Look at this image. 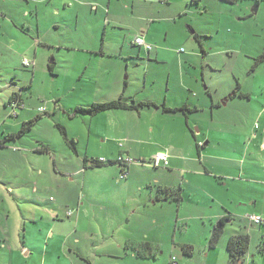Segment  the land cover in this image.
Listing matches in <instances>:
<instances>
[{
    "label": "rangeland",
    "instance_id": "obj_1",
    "mask_svg": "<svg viewBox=\"0 0 264 264\" xmlns=\"http://www.w3.org/2000/svg\"><path fill=\"white\" fill-rule=\"evenodd\" d=\"M0 12L8 15L7 19L0 16V142L19 132L23 123L38 119L26 135L17 141L10 139L0 147L1 188H4L1 181L13 184L27 174L39 183L56 186L55 181L62 182L67 188L76 187L77 195H80L83 176L65 178L54 173L55 164L59 169L63 167L61 153L66 148L57 124L67 127L70 136L80 137V148L84 151L91 122L96 127V120L92 121L91 117L70 120L67 112L80 105L90 107L95 103L112 101L108 100L107 90H113V87L102 90L99 85L103 76L108 81L118 76L122 83H129L128 95L137 99L171 104L202 102L193 113L186 111V116L199 119V126L194 121L191 123L192 133L199 135V140L206 139L208 133L211 135L204 141L208 144L201 152L203 156L222 154L226 145H217V142L235 139L233 142L238 144L241 142L237 137L238 127L243 123L248 127L253 124L247 99L236 98L224 105L227 97L239 91L238 85L240 91L252 92L253 104L264 112L260 105L264 99L255 92L256 86L264 84V61L257 62L264 53V0H240L235 4L204 0L200 5L192 3V0L187 4L184 0H173L170 4L156 0L153 6L143 2L135 7L130 0H0ZM12 21L19 25L16 32L12 30V25H16ZM137 32H144L154 48L150 62L144 57V49L130 44ZM196 33L201 36L203 48L194 38ZM121 51L135 53L134 61H128L125 66L126 58L122 62L110 57L102 58L105 52ZM159 54L160 59L157 57ZM25 59L37 61L36 68H25ZM101 73L103 75L98 76ZM15 92L22 95L24 108L14 110L8 105ZM213 119L214 123H211ZM42 141L49 143L53 153L57 154L52 157L36 153L35 148ZM141 160L137 159L138 162L132 165L143 168ZM150 164H147L149 174H143L144 179H162L164 173H156L169 169H156L149 167ZM33 169H43L44 175L37 179V171ZM117 172L116 179L120 181L121 175L119 170ZM100 174L99 171L88 172L87 184L101 182ZM120 182L125 183L124 180ZM23 187L31 190L33 184L27 182ZM183 189L181 207L166 205L163 208L161 204L150 203L148 208L142 207L140 220L130 214L125 201L111 200L101 211L87 190L78 233H74L80 219L78 211L71 219L63 215L64 223H70L55 230V243L58 236L62 237L59 245L63 244L65 233L74 231L68 240L67 252L60 247L51 249L53 241L49 243L43 237L36 244L35 258H16L13 264H20L21 260L23 264H86L76 255L78 240L86 249L83 255L91 256L95 264H264V226L251 228L247 220L251 215L239 218L229 214L232 220L227 223L220 242L212 248V232L220 218H211V215L225 211L217 204L222 190L218 189L220 198L213 202L201 194H192L189 187ZM149 191L146 189L147 193ZM7 194V188L4 192L0 190V211L8 204L3 201ZM143 195L148 198L145 192ZM52 203L48 199L43 206L50 209ZM68 207L76 210L78 205ZM129 217L134 226L119 230V223L126 224ZM54 220L58 222L57 214ZM143 230H149L160 243L155 247L153 258H127L122 250L110 247L118 245L126 231L137 236ZM29 231L36 233L35 230ZM236 233L250 236V248L248 254L234 261L228 252V243L230 235ZM19 237L14 238L18 243ZM42 244L51 250L47 254V263L40 251ZM187 245L194 250L191 256L183 252ZM108 251H116L122 256H112L115 258L112 260L107 256Z\"/></svg>",
    "mask_w": 264,
    "mask_h": 264
},
{
    "label": "crops",
    "instance_id": "obj_2",
    "mask_svg": "<svg viewBox=\"0 0 264 264\" xmlns=\"http://www.w3.org/2000/svg\"><path fill=\"white\" fill-rule=\"evenodd\" d=\"M130 2L133 3V7L143 2L150 3L151 6H153L156 0H130ZM159 2L163 4L160 0ZM188 2L189 0H184L185 4ZM0 16L5 19L8 18V15L3 12H0ZM12 22L16 24L15 26L12 25V30L16 32L19 25H17L16 21ZM151 30L152 27H150V31ZM139 34L144 35L145 33H136L137 36ZM137 36H134V38ZM144 37L148 42V36L144 35ZM131 46L133 45L131 44ZM181 50L183 51V49ZM122 51H124V48H122ZM122 51L119 53L105 52L102 54V58L108 59L105 57H110V59H116L121 62L126 58L124 63L125 66H127L128 61H134L135 53H124ZM153 51L154 50L150 53H145L146 55L144 57H147L149 62ZM139 56L143 57V55ZM157 57L160 59V54ZM147 60L145 59V61ZM36 64L37 61H35V68L37 66ZM147 66H150V63H147ZM101 75H103V73L98 76ZM118 79L119 77L115 76L108 81L107 78L103 76L99 80V85L102 90L113 87V90H107V93L110 95L108 100H115L119 99L121 96H125L131 99V101L134 100L135 103H154L158 105V107H143L139 111L114 110L96 117H91L92 121L96 120V127H94V122H91V131L88 133L87 145L84 148V151L80 148V137L77 135L70 136L69 129L63 125L66 128L68 135L78 142L79 153L74 154L67 147L64 148L61 153L63 156V167L62 169H59L55 164L54 173H56L57 176L65 178H77L83 176L80 186V195H77L78 191L76 187L67 188L62 182L55 181L54 184H58L56 186H54L53 183L51 185L44 182L39 183L36 179L33 181V179H31L32 176L27 174L13 184L9 183L7 180L1 181L4 188L0 187V190L2 189V192H4V189L7 188L8 192L3 198V201L4 203H8L9 206L8 204H5V206L1 207L0 211V251H3L2 255H0V260L2 262L0 264H13V260L16 258L23 257L24 260H29L32 257L35 258L37 250L36 244L39 243L43 237L49 243H52L53 241L54 245L51 244V249L53 247H60L64 252H67V248L69 247L68 240L74 231L65 233L66 238L62 241L63 244L59 245L62 237L58 236V244L55 243V230L58 229L60 225L70 223H64L63 215H66L68 219H71L78 211L80 219L78 218L77 220L78 226L74 232L75 234L78 233L81 224L82 210L86 207L85 200L87 195L85 196V194L87 190L88 196H90L95 202V205L101 207V211L105 210V204L111 200L118 202L125 201V204H127L125 206L130 209V214L138 216L140 220L142 207L148 208L150 203L153 205L161 204L163 205V208L166 207V205L167 207H171L170 205H174L177 208L181 207L173 201L165 199V197L164 200H158L159 187H181L182 189L183 187L185 189L186 187H189L193 191L192 194H201L208 197L210 201L213 202L218 200L217 197L220 198V194H218L217 191L218 189H221V199L217 201V204L225 211L224 213L219 211L218 213L211 215V218L219 219L224 215H234L239 218H246L249 215H253L262 216L261 218H264V112L261 107L258 108L253 104L252 92L241 89V91L238 92L237 97H231L234 93L227 97L229 98V102L236 98L247 99L249 101L251 111L250 118L253 124L248 127L247 124L243 123L238 127L239 130L237 137L241 142L236 144L233 142L235 139H231L228 142L223 141V143L217 142V145H226L225 149L222 151L223 153L203 156L201 152L208 144H204V141L207 138L210 139L211 135L208 133L207 138H204L203 140H199V135H193L191 123L194 121V124L199 126V119L193 120L188 118L186 112L166 113L161 108V105H166L171 109L181 108L186 105L189 108L188 111L193 113L194 110H197L200 107L202 102L193 103L188 101L171 104L169 102H155L151 100L145 101L144 99H137L134 98L133 95H128L130 87L129 83H122L121 80ZM263 86L264 84L256 86L255 92L258 94V97L264 99ZM240 94L246 95L248 98L240 97ZM228 101L226 102L225 100V106L229 104ZM260 105L263 106L264 109V102H261ZM214 106L215 104L213 103V107ZM74 109L68 111L67 115ZM87 117L90 116H78L72 119L68 115L70 120ZM211 123H214V119ZM257 124L258 127H256ZM200 132L201 128L198 130V133ZM211 142L214 143L213 141ZM41 144L49 147L50 153L48 155L53 157V154H57V152L53 153L52 146L49 143L43 141L39 143L37 148H35V152L38 151ZM198 145H203V148H199ZM161 152H165L169 155V166L166 167L169 169L164 170L168 176L165 172L156 173L158 175L164 173L162 179H157L156 181L144 179L143 174H149V172H147L146 163L143 164V168L134 166L135 164L129 165L128 176L124 179L125 183L120 182L123 180L119 181L116 179V177H118L117 171L119 170L120 175L122 172V168L119 166L107 164L106 166L93 167L90 163L92 160H106L115 163L120 157H130L136 160L142 159L146 161L147 159L152 160L156 154ZM151 166L152 165L150 164L149 167ZM154 168L161 169L163 167ZM33 171H37V174H35L37 175V179L38 176L44 175L43 169H33ZM90 171H99V173H101L100 177H102L103 180L95 185H92L90 182L87 184V174ZM28 177H30V180L27 181L26 178ZM27 182H32L33 188L31 190L23 187V184ZM148 188L150 189L149 193L146 192V189ZM72 192H74L73 195ZM136 192L137 195L140 194L139 199L137 198ZM144 192L148 197L147 199L144 198ZM11 194L13 197H11ZM81 195L82 197H80ZM48 199L53 202L50 206L52 211L46 208V206H43ZM74 204L78 205L76 210L69 209L68 206ZM56 214L58 222L55 220L53 221ZM126 222V224L125 222L119 223V230L126 229L130 225L134 226L130 217ZM163 223L166 224V221H163ZM227 223L225 232L228 227ZM249 224L251 228H253L254 225L264 226V223L255 224L249 222ZM35 225L37 229L35 228ZM29 230H35L36 233L34 231L30 232ZM18 236H20L19 243L14 240V238ZM80 243L79 240L76 242V244L79 245V249H77L78 252L76 251L77 254H75L84 259L86 264H92L94 261L91 256L86 257L83 255L84 252H86V249ZM144 243L151 244L153 252L155 251V247L160 246V243L152 237L149 230H143L138 233L137 236L131 231H126L123 235L122 241L118 242V245L120 246L114 244L110 247L122 250L125 252L127 258H130V256L138 258L132 250L127 248V246ZM43 245L44 244H42L40 251L43 252L44 261L47 263V254L51 252V250H49V248H44ZM116 251L114 253L108 251V258L114 260L115 258L112 256H122L116 253ZM98 256L99 255H97V257ZM119 260L123 259L119 258ZM20 264H23L22 260L20 261ZM93 264H95V262Z\"/></svg>",
    "mask_w": 264,
    "mask_h": 264
},
{
    "label": "trees",
    "instance_id": "obj_3",
    "mask_svg": "<svg viewBox=\"0 0 264 264\" xmlns=\"http://www.w3.org/2000/svg\"><path fill=\"white\" fill-rule=\"evenodd\" d=\"M203 1L204 0H192V3L200 5V4H202ZM220 1L235 4L240 0H220ZM258 1H262V0H258ZM168 4H170V3H168ZM137 37H142L145 40V42L148 43L144 36L138 35ZM137 37H135V38H137ZM135 38H134V40H135ZM194 38L197 40V42H199L201 44V46L203 48L201 36L198 33H196ZM131 44L134 47L144 49L145 52H147V53H150L152 50H154V48H152V50L148 51L144 47L134 44V41ZM203 51H205V50L203 49ZM25 60H30V59H25ZM30 61L34 62V65L32 67H26L24 65V67L28 68V69H35V60H30ZM263 61H264V53L259 57L257 62L260 64ZM256 65H258V64H256ZM50 68L52 69V66H50ZM238 90L240 91V85H238ZM239 91L236 90L231 97L232 98L237 97ZM239 96L248 98V96L243 95V94L242 95L240 94ZM129 102H131V103H129ZM8 105L9 106L16 105V108L17 107L18 108L24 107L23 97L20 94V92H15L10 97ZM143 107H156L157 108L158 105H156L154 103H135L134 100L131 101V99H129L125 96H121L119 99L112 100V101L105 102V103H95L90 107L78 106L72 112H70L68 115L72 119L75 117H78V116L96 117V116L102 115L103 113H106L109 111H114V110H128V111L136 110V111H139ZM161 108L166 113H168V112H171V113L186 112L189 110V108L186 105L181 107V108H177V109H171V108L167 107L166 105H161ZM214 108H215V106H214ZM42 112H45V111L42 110ZM38 118H40V116ZM37 120L38 119H34V120H30L28 122L23 123L19 132L15 133V134L8 135L7 139L5 141L0 142V147H4L6 141H8L10 139H15V140L17 139L18 140V138L22 137L23 135H26L29 131L32 130V128L34 127ZM57 128L60 131V133L64 139L66 147L72 153L78 154L79 153L78 152V142L76 140L72 139L68 135V132L63 125L57 124ZM198 147L203 148V145H198ZM49 151L50 150H49L48 146L41 144L40 148L36 152L39 154H49L50 153ZM152 160H150L149 162H146L145 160H141L140 163L148 164ZM90 163L93 165V167H100V166H106L107 164H114V165L122 168L121 175H122V173L123 174L129 173V171H128L129 166L122 165L118 161L114 163L111 161L110 162L109 161L102 162L100 160H92V162H90ZM158 195H159L158 200L159 199L164 200V197H165V199H167L169 201H173L174 203H176L178 205H181V203L183 202V189L181 187H179V188L159 187ZM231 220H232L231 216H225L223 218H220L217 221V224L215 225V228L213 229L212 237H211V241H210V245L212 248H215L217 246V244L220 242L222 236H224V234H225L226 223L231 221ZM247 220L250 222L249 219H247ZM263 223H264V218H262L261 224H263ZM127 248L129 250H132L137 255L138 258L150 259V258H153L155 256V254L153 252L152 245L149 243H144V244H140V245H128ZM249 248H250V236L248 234L236 233L234 235H231V237L229 239V243H228V252H229L232 260L237 261L243 255L248 254ZM183 252H184V254L191 256V255H193L194 250L191 246H185L183 248Z\"/></svg>",
    "mask_w": 264,
    "mask_h": 264
},
{
    "label": "built area",
    "instance_id": "obj_4",
    "mask_svg": "<svg viewBox=\"0 0 264 264\" xmlns=\"http://www.w3.org/2000/svg\"><path fill=\"white\" fill-rule=\"evenodd\" d=\"M163 3H169L172 0H160ZM134 44L138 45V46H142L144 47L146 50H152V46L148 43L145 42V40L142 37H137L134 40ZM24 65L26 67H32L34 65V62L30 61V60H25L24 61ZM13 109L15 110L16 105H12ZM258 127V124L257 126ZM102 162H106V160H100ZM118 162H120L122 165L125 166H129L132 165L134 163H137L138 161L134 158H125V157H120ZM140 162V161H139ZM152 166L154 167H168L169 166V155L165 152H161L155 155V157L153 158V160L150 162ZM149 164V163H148ZM127 173H122L121 175V180H124L127 178ZM251 223H255V224H261L262 223V218L261 217H257V216H249L248 217Z\"/></svg>",
    "mask_w": 264,
    "mask_h": 264
},
{
    "label": "water",
    "instance_id": "obj_5",
    "mask_svg": "<svg viewBox=\"0 0 264 264\" xmlns=\"http://www.w3.org/2000/svg\"><path fill=\"white\" fill-rule=\"evenodd\" d=\"M258 7H256L255 11H257ZM54 63V62H53ZM51 63V64H53ZM229 100V98L226 99V102ZM224 105H226V103H224Z\"/></svg>",
    "mask_w": 264,
    "mask_h": 264
}]
</instances>
